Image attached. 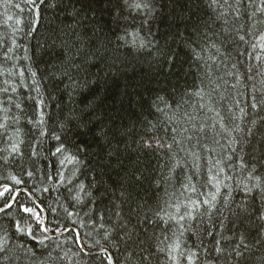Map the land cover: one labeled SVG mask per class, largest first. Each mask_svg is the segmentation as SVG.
<instances>
[{
    "label": "trees",
    "instance_id": "16d2710c",
    "mask_svg": "<svg viewBox=\"0 0 264 264\" xmlns=\"http://www.w3.org/2000/svg\"><path fill=\"white\" fill-rule=\"evenodd\" d=\"M151 2L153 13L144 23L143 15L133 19L123 10L122 0H45L38 23L32 25L36 14L25 0H0V124L5 125L0 128V188L12 189L0 198V207L5 198L11 202L16 192L25 190L15 195L18 199L7 214L0 213V235L10 237L11 250L0 254V264H69V258L75 264H107L101 246L114 264H173L167 251L157 249L165 236L180 244L176 264H189L185 257L191 252L197 253L193 264H235L227 253L216 257L205 229L238 240V214L253 203L259 206L264 189V106L251 108L252 85L259 86L264 53L258 62L259 48L253 52L235 31L240 28L253 42L264 32V12L250 15L259 0L252 6L243 0L238 20L234 9H228L233 31L225 34L217 19L220 9L210 6L211 0ZM129 26L142 28L151 42L148 47L133 49L118 39ZM210 42L222 53L215 56L211 82L203 60L193 56V48L199 51ZM66 51L79 65L72 70V88L58 74ZM198 87L210 94L204 109L189 95ZM157 97L179 106L180 131L173 133L167 121L160 123L164 118L153 107ZM217 112L226 126L223 132L218 125L211 127L220 118ZM38 113L45 121L44 136L29 122ZM185 113L194 119H184ZM70 114L77 119L68 123ZM201 125L204 132L198 130ZM55 135L64 142V155H74L78 162L61 165L64 156L52 154L60 144ZM173 135L183 143H173ZM153 137L172 144L171 152L144 149L143 140ZM13 143L16 153L11 152ZM173 154L180 165L170 171L176 163ZM212 176L216 180L210 183ZM13 177L21 183L15 184ZM189 183L196 186L195 193L181 187ZM80 184L84 191L77 203L72 196ZM212 194L216 199L210 216L201 215V208L195 220L184 222L187 230L155 215L166 202L187 204L189 198L211 199ZM21 205L54 230L36 232L37 238L49 237L47 247L16 233L18 220L39 227L19 211ZM168 211L174 213L175 207ZM56 229L63 237L56 238ZM105 229L111 232L109 240H104ZM76 233L81 247L73 243ZM256 235L248 226V242L254 246L245 252L243 264H264V246L256 244ZM29 248L34 255L25 259L23 250Z\"/></svg>",
    "mask_w": 264,
    "mask_h": 264
},
{
    "label": "snow or ice",
    "instance_id": "6c2138e0",
    "mask_svg": "<svg viewBox=\"0 0 264 264\" xmlns=\"http://www.w3.org/2000/svg\"><path fill=\"white\" fill-rule=\"evenodd\" d=\"M243 0H223L221 3V0H211V5L214 9L218 8L220 9L219 14L217 16L218 20L222 21L223 25V32L225 34L230 33L233 31L232 28H229L228 25L230 23L228 19V9H234L236 16L235 19H239V13H240V5L242 4ZM25 3H27L31 9L36 14V19L33 20L31 23L32 25H35L38 23L39 20V10L40 6L45 3V0H25ZM249 6H252L256 4V0H248ZM122 8L123 10L127 11L128 15L135 19L137 16L143 15L144 16V23H147L148 19L151 18L153 13V4L151 0H122ZM258 12H264V0H259V3L256 4L255 9L253 13L250 15H255ZM19 23V21H17ZM236 34L238 36L239 41H241L244 44H250V47L253 49V52H256V49L259 48V53L255 55V59L259 62L262 57L260 53H264V32H260L258 35L255 36V39L253 42H249L246 39L245 34H241L240 28H235ZM247 35H252L251 32H248ZM118 39L126 46L133 48V49H144L149 46L151 43L148 39V37L144 36L142 34V28H132L129 26L128 28H125L123 33L118 37ZM57 41L54 38L53 44H56ZM60 46H64V42L60 41ZM246 51V50H245ZM216 54H222L220 52V48L217 46L215 42H210L207 45H201L200 50L197 51L195 48H193V56L196 60H203L202 67L205 68V75L209 78V82H211V76H212V64L215 63V56ZM240 55H245V52H240ZM251 55V53H249ZM211 62V63H210ZM75 68H79V65L75 63L74 57L70 51L65 52V59L62 61L60 65V76H66L67 79L71 82L66 87L72 88L74 87V81L72 76V70ZM261 79L258 82L259 86H257L256 83H253L252 85V91L255 93L252 96L253 103L251 104V108L253 110H256L262 106H264V71H258L257 73ZM35 73H33V76ZM248 79H253L252 76H249ZM237 81H239V76H237ZM39 92V89H37ZM72 93H69V96H71ZM189 95L197 98V101L199 103L200 109H204L207 107V103L205 101V97L209 96V93H206L203 88H197V90L189 93ZM42 104V101L37 102V108L40 107ZM196 105L193 104V107ZM16 107H19V105H16ZM153 107L155 108L156 112L160 113V115L164 118L160 121V123H164L167 121V124L169 127H171L172 132L176 133L180 131L178 125L180 123V120L178 118V112H179V106L176 108H173L172 105L168 100H166L164 97H157V100L153 102ZM208 111H214L213 108L208 107ZM241 114H244V109H240ZM217 117H220V113H216ZM77 117L75 115L70 114L68 117V123H71L73 120H76ZM184 119L192 120L194 117L190 116L188 113L184 114ZM235 119V117H233ZM261 119H264L262 117ZM30 123H34V126L38 127L40 129V135L44 136L47 133L44 131V123L43 120V114L38 113L34 120H30ZM255 123V121H253ZM173 125H177V127H172ZM219 126L220 131L223 132L226 129V126L223 122V118L220 117L217 119L214 124L211 126L212 128H215L216 126ZM158 125L153 124V128L157 127ZM5 127L4 124H0V128ZM61 127H65V124L62 123ZM168 128H165V131H167ZM200 132L205 131V126L201 125L198 129ZM183 131H187V129H183ZM54 138L58 141H60V144L55 147V151L52 153L54 156L57 154H61L64 156V158L60 161L61 165L65 164V161L67 163L71 164L74 161H77L76 156L74 155H64L65 153V146L64 142L61 139L59 135H55ZM143 139V138H142ZM187 139H191V137H187ZM173 143L177 145H181L183 143L182 140L177 139L175 135H173ZM142 147L149 151H157L160 149L167 148L169 152L172 150V144L162 142L159 137H153L150 139L143 140ZM77 149L79 150L78 146ZM18 145L13 143L11 152L16 153L18 152ZM192 155H196L195 153H191ZM172 159L176 160V163L172 165L170 171H174L176 167L180 165V160L176 159L175 154L172 155ZM6 162V160H5ZM61 178L63 179V173L60 174ZM137 180H140L141 177L137 176ZM216 180V177L212 176L209 177V182L212 183ZM13 182L15 184H20L21 181L18 179H15L13 177ZM71 183V181H69ZM213 186L217 187L218 190V184L214 183ZM181 187L184 189V191L195 193L197 191L196 186L194 184H182ZM12 189L8 187L7 185L3 186V191H0V198L6 197V194L10 193ZM71 191V189H69ZM84 191V185H79V191L75 192V194L72 196V199L75 200L77 203H81V196L80 192ZM262 195L260 197V203L259 206H256L255 203L252 205H249L241 210V213L238 214V221L240 227H242V230L240 231V235L238 240L230 235L225 236L221 235L219 233H214L209 229H205V232L208 236L212 237V240L210 243L212 244V247L215 251L216 257L220 258L223 257L225 253H227V259L229 261L235 260V264H243L245 257V252L254 245L250 244L248 242V236H247V229L248 226H253V229L256 231V244L264 246V189L261 190ZM18 197L12 196L11 201L17 200ZM216 199L215 194H212L211 199H208L207 197L203 200L197 199H191L189 198L188 203L184 204L181 202H178L176 205H172L171 203H167V207H161L157 211H155V215L162 220L165 224H169V222H174L177 225L180 226V229L187 230L184 227V222H190L196 219V215L200 214V209L204 208V213L201 215H208L210 216L211 210L214 207V201ZM175 207V212H169L168 209ZM12 208V203L9 201V199L5 198L4 204L2 207H0V213L7 214V210ZM182 209H184L182 211ZM19 211L27 214L31 218H34L36 220V224L39 225L38 229H33L31 226H25L22 225L21 222L18 220L15 224V230L16 233H19L20 235H26L27 237L34 239L37 244L47 247L45 241L49 239L47 235H44L42 237L37 238L36 232L47 234L51 231H54L53 229H50L47 225L42 223L39 215L31 208L25 207L21 205L19 207ZM67 211V209H65ZM163 213V215L161 214ZM69 216H72L73 214L71 212L68 213ZM120 213L117 212V216H119ZM23 219V217L21 218ZM75 223V221H73ZM103 227V225H101ZM56 231V238L59 239L60 237H63L64 232L59 231L58 229ZM64 231H69V229L65 226ZM175 235V232L173 233ZM180 235H183V231L180 232ZM111 237V232L107 229L104 230V240H109ZM218 237V238H217ZM10 237L5 235H0V254L6 253L8 251H11L8 249L7 244ZM73 243L76 245L81 244V239L78 233H76L73 237ZM97 244L100 243L99 240L96 241ZM180 248V244L177 240H170L167 236L164 237L163 240L159 241L157 245V249L160 252L167 251L168 258L173 262V264H176L178 260V255H176L177 251ZM24 258H30L34 255V249H24ZM75 255V254H74ZM101 255L107 259V264H114L113 258L107 254V249H105L103 246H101ZM180 255H183V253H180ZM197 257V253L191 252L188 256L185 258L189 261V264H193V259ZM19 258V257H18ZM67 258V253H65V256L60 257L61 260H64ZM144 260H147L148 257L145 256L143 258ZM69 264H75L74 259L69 258Z\"/></svg>",
    "mask_w": 264,
    "mask_h": 264
},
{
    "label": "bare ground",
    "instance_id": "6f19581e",
    "mask_svg": "<svg viewBox=\"0 0 264 264\" xmlns=\"http://www.w3.org/2000/svg\"><path fill=\"white\" fill-rule=\"evenodd\" d=\"M23 191H25V190H23ZM23 191H20V190H19L18 192H16V193L14 194V196H15V195H17V193H20V192H23ZM11 203L13 204V201H11ZM78 246H80V247H81V244H80V245H78Z\"/></svg>",
    "mask_w": 264,
    "mask_h": 264
},
{
    "label": "rangeland",
    "instance_id": "374dc122",
    "mask_svg": "<svg viewBox=\"0 0 264 264\" xmlns=\"http://www.w3.org/2000/svg\"><path fill=\"white\" fill-rule=\"evenodd\" d=\"M3 188H0V191H2Z\"/></svg>",
    "mask_w": 264,
    "mask_h": 264
},
{
    "label": "water",
    "instance_id": "95a60500",
    "mask_svg": "<svg viewBox=\"0 0 264 264\" xmlns=\"http://www.w3.org/2000/svg\"><path fill=\"white\" fill-rule=\"evenodd\" d=\"M24 190V189H23ZM23 190H20V191H23Z\"/></svg>",
    "mask_w": 264,
    "mask_h": 264
}]
</instances>
